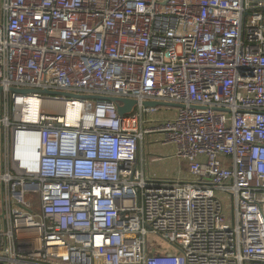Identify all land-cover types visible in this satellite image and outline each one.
Here are the masks:
<instances>
[{"label":"built area","instance_id":"1","mask_svg":"<svg viewBox=\"0 0 264 264\" xmlns=\"http://www.w3.org/2000/svg\"><path fill=\"white\" fill-rule=\"evenodd\" d=\"M0 88V264H264V0H0Z\"/></svg>","mask_w":264,"mask_h":264},{"label":"rangeland","instance_id":"2","mask_svg":"<svg viewBox=\"0 0 264 264\" xmlns=\"http://www.w3.org/2000/svg\"><path fill=\"white\" fill-rule=\"evenodd\" d=\"M152 151L151 153L155 156H166L168 155V153L172 152V150H170V148L164 149L161 147V145L159 144H154L152 146ZM149 157L146 153H144L143 156V169H144V175L146 178H150V179H162V178H169V179H173L176 176V168H173L172 162L170 161H166L165 163H158L157 165H149L147 164ZM141 160V158L139 157V161ZM187 167L184 165L183 166V171L184 173L186 172ZM185 180H189L188 177L184 178ZM228 205L232 206V202L231 201H227L226 202ZM227 216V214H226ZM228 220L231 221V218L228 216ZM147 244L155 246L157 251L160 253H173V247L168 244L166 241H164L162 238H158V237H148L147 238Z\"/></svg>","mask_w":264,"mask_h":264},{"label":"water","instance_id":"3","mask_svg":"<svg viewBox=\"0 0 264 264\" xmlns=\"http://www.w3.org/2000/svg\"><path fill=\"white\" fill-rule=\"evenodd\" d=\"M11 91L14 92V93H17V94H21V93H26V91H23V90H18V89H15V88H11ZM0 92H1V88H0ZM39 94H42V95H50V96H60V97H66V98H75V99H100V98H97V97H93V96H89V95H83V96H75V95H72V94H69V93H60V92H54V91H37ZM110 102L114 103L115 107H116V110H117V113L119 116H123V115H126V114H129L132 110V108L134 107V105H136L135 101L133 100H128V99H116V98H110L109 99ZM143 106L145 107H156V106H164V107H174L176 105H170V104H167V103H162V102H143Z\"/></svg>","mask_w":264,"mask_h":264}]
</instances>
